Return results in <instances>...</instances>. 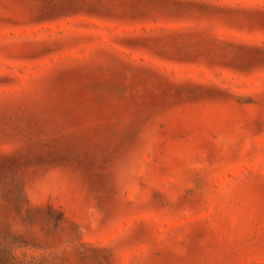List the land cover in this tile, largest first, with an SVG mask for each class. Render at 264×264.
Returning <instances> with one entry per match:
<instances>
[{"label":"rangeland","instance_id":"1","mask_svg":"<svg viewBox=\"0 0 264 264\" xmlns=\"http://www.w3.org/2000/svg\"><path fill=\"white\" fill-rule=\"evenodd\" d=\"M0 264H264V0H0Z\"/></svg>","mask_w":264,"mask_h":264}]
</instances>
